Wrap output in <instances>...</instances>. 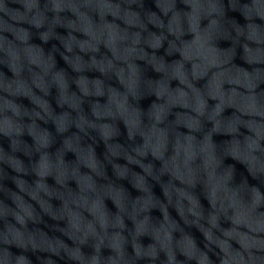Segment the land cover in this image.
<instances>
[{
  "label": "water",
  "instance_id": "95a60500",
  "mask_svg": "<svg viewBox=\"0 0 264 264\" xmlns=\"http://www.w3.org/2000/svg\"><path fill=\"white\" fill-rule=\"evenodd\" d=\"M152 264H264V0H43Z\"/></svg>",
  "mask_w": 264,
  "mask_h": 264
}]
</instances>
